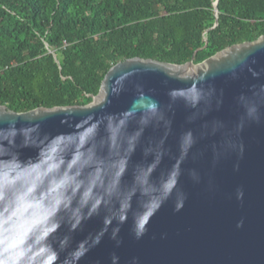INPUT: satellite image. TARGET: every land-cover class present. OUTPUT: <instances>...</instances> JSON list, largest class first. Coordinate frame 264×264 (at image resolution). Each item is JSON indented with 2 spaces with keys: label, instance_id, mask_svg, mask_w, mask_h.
I'll return each mask as SVG.
<instances>
[{
  "label": "water",
  "instance_id": "1",
  "mask_svg": "<svg viewBox=\"0 0 264 264\" xmlns=\"http://www.w3.org/2000/svg\"><path fill=\"white\" fill-rule=\"evenodd\" d=\"M194 60L0 105V264H264V35Z\"/></svg>",
  "mask_w": 264,
  "mask_h": 264
},
{
  "label": "trees",
  "instance_id": "2",
  "mask_svg": "<svg viewBox=\"0 0 264 264\" xmlns=\"http://www.w3.org/2000/svg\"><path fill=\"white\" fill-rule=\"evenodd\" d=\"M216 1L0 0V105H87L119 62L201 63L264 35V0H219L218 19Z\"/></svg>",
  "mask_w": 264,
  "mask_h": 264
}]
</instances>
